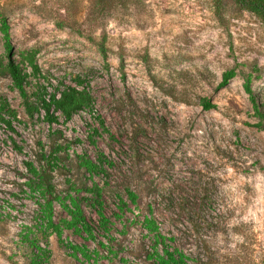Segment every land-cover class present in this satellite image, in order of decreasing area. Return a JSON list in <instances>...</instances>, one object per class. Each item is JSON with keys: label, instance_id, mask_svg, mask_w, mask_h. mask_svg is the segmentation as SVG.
I'll list each match as a JSON object with an SVG mask.
<instances>
[{"label": "rangeland", "instance_id": "374dc122", "mask_svg": "<svg viewBox=\"0 0 264 264\" xmlns=\"http://www.w3.org/2000/svg\"><path fill=\"white\" fill-rule=\"evenodd\" d=\"M0 10L16 58L37 51L41 73L29 78L30 100L42 87L55 92L78 77L95 100L94 109L50 125L38 113L30 117L11 77L0 75V102L16 112L2 114L14 131L0 119V264L30 259L26 226L35 223L39 197L25 185V162L41 168L42 150L57 145L56 193L80 198L97 240L73 229L61 241L49 235L48 244L41 236L50 250L44 264H152L145 217L188 264L264 263V128L243 86L253 72L264 111V23L256 15L232 0L221 7L213 0H116L102 10L93 0H0ZM230 68L237 75L220 87ZM204 97L216 107L205 109ZM81 157L100 171H86ZM54 205L58 221L68 217ZM100 211L109 231L99 227ZM98 240L112 252L100 248L96 258ZM69 243L93 258H75Z\"/></svg>", "mask_w": 264, "mask_h": 264}, {"label": "trees", "instance_id": "16d2710c", "mask_svg": "<svg viewBox=\"0 0 264 264\" xmlns=\"http://www.w3.org/2000/svg\"><path fill=\"white\" fill-rule=\"evenodd\" d=\"M116 0H93V7L104 9L110 3ZM217 7H221L224 0H213ZM239 8L246 10L256 15L264 23V0H232ZM93 15V11L89 12ZM0 32L4 41L5 54L0 55V75H9L12 79L13 88L17 89L20 93L25 109L30 117H34L36 113L43 116V119L50 125L59 122V115L63 116L65 121H69L73 118L74 114L79 113L82 110L94 109V97L91 91L88 89V84L83 79L78 77L75 79L76 85H66L63 89H57L55 92H49L47 86L42 87L37 95L36 99L30 100L27 91V84H29V78L38 76L41 73L39 64L36 59V50H25L20 52V59L16 58V52L11 40L9 31V24L0 10ZM101 48L105 51L104 43H101ZM28 68L31 71H28ZM237 75L234 68L227 69L222 74V80L219 84L220 87L226 86L232 78ZM253 72L247 73L244 77V89L248 94L249 99L253 105V109L257 116L260 118V122L257 126L264 128L262 121L264 120V111L262 105L257 99V95L253 89ZM201 104L205 109L215 108L216 105L207 98L201 99ZM2 114H6L9 118L16 117V112L11 108L6 100L0 102V119L6 122V125L13 131L12 123L10 119H4ZM62 146L57 145L53 147L48 153L42 150L41 160L45 162L41 168H38L33 161H26L25 167L28 172V177L25 182L29 192L38 196L39 210L37 212L35 223L26 226V240L28 241L31 249L30 259L27 264H44L49 259L50 250L47 246H43L40 243V238L46 241L47 237L51 234H55L59 241L62 240L64 229H73L78 233L85 234L87 238L97 240L95 236V226L87 219L81 200L78 196L68 193L67 196L61 197L56 193V188L52 179V171L58 165L60 156L58 152ZM82 166L89 173L94 174L100 171L98 166L91 158L81 157ZM89 192L100 194V190L97 187H91ZM128 196L130 201L136 204L137 195L128 189ZM42 200V201H41ZM59 201L63 208L66 209L68 217L58 221L55 216V202ZM126 205V204H125ZM99 227L102 230L109 231V220L100 211L99 215ZM144 227L147 229L149 236L153 239V246L151 251L147 254V260L152 264H188L186 256L183 252H180L172 248L168 239L162 234L160 227L152 217H145ZM35 228V231L33 230ZM48 244V241H46ZM99 248L93 251V254L97 258L100 254V248L108 253L112 251L108 249L105 243L101 240L97 241ZM67 246L72 250L73 256L78 258L81 254L87 261H90L92 252L86 249L85 246L69 243ZM125 262L124 259H122ZM264 264V263H263Z\"/></svg>", "mask_w": 264, "mask_h": 264}]
</instances>
